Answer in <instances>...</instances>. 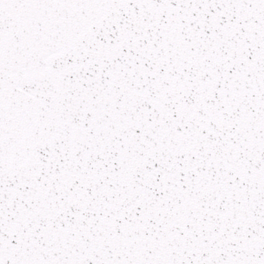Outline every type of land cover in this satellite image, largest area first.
I'll list each match as a JSON object with an SVG mask.
<instances>
[{
  "label": "snow or ice",
  "instance_id": "1",
  "mask_svg": "<svg viewBox=\"0 0 264 264\" xmlns=\"http://www.w3.org/2000/svg\"><path fill=\"white\" fill-rule=\"evenodd\" d=\"M0 264H264V0H0Z\"/></svg>",
  "mask_w": 264,
  "mask_h": 264
}]
</instances>
